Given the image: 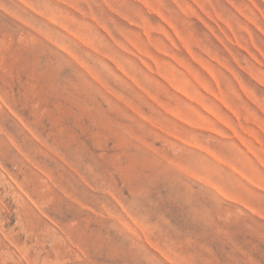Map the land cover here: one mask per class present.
Wrapping results in <instances>:
<instances>
[{
    "label": "rangeland",
    "instance_id": "1",
    "mask_svg": "<svg viewBox=\"0 0 264 264\" xmlns=\"http://www.w3.org/2000/svg\"><path fill=\"white\" fill-rule=\"evenodd\" d=\"M0 264H264V0H0Z\"/></svg>",
    "mask_w": 264,
    "mask_h": 264
}]
</instances>
